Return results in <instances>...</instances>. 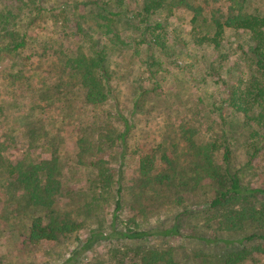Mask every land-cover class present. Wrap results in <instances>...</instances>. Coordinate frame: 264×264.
Segmentation results:
<instances>
[{
	"label": "trees",
	"instance_id": "16d2710c",
	"mask_svg": "<svg viewBox=\"0 0 264 264\" xmlns=\"http://www.w3.org/2000/svg\"><path fill=\"white\" fill-rule=\"evenodd\" d=\"M26 1L14 0L0 12V58H5V51H18L27 44V30L33 28L9 22L11 17H17L23 4L37 6L32 12L36 10V16L40 13V0ZM100 2L77 0L61 4L59 14L62 16L64 11V18L74 22L70 34L78 38L75 47L66 45L56 50L41 89L33 86L22 57L10 63L13 100L9 106L14 107L10 117L25 132L29 144L47 139V131L38 127V122L48 110L56 109L60 117L75 116L72 105L89 108L116 98L109 67L111 56L132 45L137 49L143 46L152 61L157 57L172 58V54L180 57L189 41L197 43L196 48H210L208 56H201L211 59L204 67L209 76L219 80L215 83H220L218 94L226 97H218L217 101L214 93L197 88L196 102L201 104L203 122L217 129L202 132L198 127L182 126L175 132L179 135L163 137L159 145L139 157L129 175L128 188L118 187L114 195L112 184L118 172V177H123L125 137L131 127L120 113L117 116L124 130L108 137L107 143L92 140L94 124L90 126L92 123L85 121L79 128L81 136L73 156L76 155L75 168L83 167L92 177L86 191L85 187L78 193L64 191L65 161L57 154L44 158L25 156L16 163H4L0 157V174L9 186L22 191L19 207L28 214L25 230L30 241L56 243L85 229L87 236L80 248L86 252L78 257L77 251H72L63 264L90 258L98 264L100 257L96 254L88 258L87 252L103 240L108 242L105 253L113 264L123 260L130 264L260 263L264 259V185L244 183L240 172L264 150V0H141L131 14L125 11L122 0ZM171 16L175 17L172 21ZM86 17L96 21L95 25L86 23ZM184 23L192 31L189 41L176 32V24ZM168 26L174 31H168ZM122 29L130 30L134 43H130L128 31L119 35ZM229 31H235L239 51L236 47L229 52L222 42ZM245 37L247 42L240 41ZM147 91L142 86L134 90L132 111ZM213 111L218 121L210 117ZM225 115L232 116L233 121ZM244 127L248 130L243 139L248 159L235 167L234 146L238 132L243 133L238 129ZM179 136L184 142L182 153L170 157L168 145L177 146L172 141ZM104 143L110 149L118 144L113 150L117 153L107 165L98 158L105 151L101 147ZM111 163H116V168ZM107 190L111 200L113 197V209L104 220L96 212L101 211L98 199ZM62 200L70 201L69 207L60 204ZM75 212L83 217L76 220ZM200 221L205 234L197 228ZM87 262L84 264H92Z\"/></svg>",
	"mask_w": 264,
	"mask_h": 264
},
{
	"label": "rangeland",
	"instance_id": "374dc122",
	"mask_svg": "<svg viewBox=\"0 0 264 264\" xmlns=\"http://www.w3.org/2000/svg\"><path fill=\"white\" fill-rule=\"evenodd\" d=\"M12 1L14 0H0V12L3 13V7L6 4V7H10ZM73 1L77 0H40L42 9H38L40 13L37 16L35 15L36 10L32 12L37 6L23 4L22 10L17 12L19 13L18 18L11 17L9 21L10 23L17 21L16 23L22 27L28 24L33 29L27 30L25 47L18 51H5L3 54L5 58H0V107L3 108L2 113L0 112V153L3 156L0 157L4 163H16L25 156L44 158L51 153L57 154L61 160L65 161V171L63 172L65 182L62 183L64 191L78 193L81 191V187H85L83 190L86 191L92 177H89L90 173L85 172L83 167L78 168V170L75 168L77 166L76 155L73 156L77 140L81 136L79 128L85 121L92 123L90 126L94 124L95 134L92 140L97 142L104 140L107 143L108 137L116 136L117 133L124 130L123 122L117 116V113H120L128 119L131 127L125 137L124 165L121 167L123 168L121 172L123 177H118L120 176L118 172L117 177L113 180L111 192L114 195L118 187L125 190L128 188L129 175L136 168L139 157L159 145L163 137L179 135L175 132L179 131L182 126L198 127L202 132H212L217 129L216 125L212 126L203 122V113L200 112L199 108L201 104L196 102L197 88H201L203 91L206 89L208 93H214L213 96L216 97L217 101L218 97L224 99L226 96L224 93L218 94L219 89L217 91V88H219L220 83H215L219 80L209 76L204 67V63L210 62L211 59H204L201 56L202 53L208 56L210 48L202 44L201 48H196L197 43L192 45L187 38L192 37L189 24H176L175 27H178L176 32L181 37L185 36L184 38L189 41L180 57L172 54V58L164 56L160 59L157 57L155 61H152L149 59V54L145 53L143 46L137 49L133 45L128 46L125 50L115 52L111 56L109 67L113 72L111 83L115 86L114 95L117 99L113 97L103 105L89 108L79 104L72 105V110L76 113L75 116L60 117L57 116L56 109L48 110L46 114H43L46 115V118L40 115L41 118L38 122V127L43 126L47 131V139H40L29 144L25 132L21 131L15 120L10 117L14 111V107L9 106L13 100L12 85H9L12 73L10 63L15 58L20 59L22 57L23 62L27 63L26 70H29L28 75L33 81V86L41 89V81L45 77L44 73L49 67L50 60L57 55L56 50L65 48L66 45H71L70 48L75 47L78 37L70 34L75 28L74 22L64 18V11H61L62 16L58 11L61 10L62 3ZM105 1L101 0L100 3H105ZM122 1V6L126 8L125 11L129 14L136 12L141 4V0ZM78 8L83 13L82 6L80 5ZM77 11L80 14L79 10ZM173 18L175 19L171 16L169 20L172 21ZM31 20H33L32 23H30ZM86 23L95 25L96 21H93L91 17H86ZM2 26L0 24L1 33L3 32ZM123 30L128 31L130 43H134V35L130 30L122 29L119 35H126ZM167 30L174 31L172 26H168ZM235 36V31H229L225 33L222 40L229 52L237 47ZM240 41L247 42V39L245 37L244 40L242 38ZM236 51H239V48ZM205 80L206 82H204ZM138 86H142L148 91L144 97L139 99L136 108L132 111L134 90ZM80 114H82V118L78 120ZM217 116L215 111L210 115L218 121ZM225 117L233 121L232 116L225 115ZM80 119L83 120V123H80ZM238 130H242L243 133L239 134L238 132L236 146H234L235 167L245 164L248 159L244 151L245 140H243L248 135V130L246 127ZM174 139L175 141L172 142L178 145H168L167 151L170 157L176 158V156L181 155L184 142L180 136ZM106 143L101 144L105 151L98 154V158L106 161L107 165L110 157L117 153L116 150H113L118 144L110 149V147H106ZM110 165L116 168L117 164L111 163ZM240 175H242L241 178L244 183L253 187L264 185V150L252 162L251 166L240 172ZM8 182L0 174V264H63L72 254V251L76 250L78 257L86 252V249L80 248L81 242L87 236L85 229L75 231L70 237L56 243H32L28 232L25 230L28 224V214H24V210L19 207V202L23 197L22 191L13 185L9 186ZM111 192L107 190L98 199V204L102 203V209L96 213L104 220L110 217L112 213L113 197L111 200ZM69 203L71 202L60 201V204H64L66 207H69L67 206ZM74 215L76 220L83 217L76 212ZM201 223V221L198 223L197 228L200 233L205 234L206 229L202 227ZM91 227L93 226L91 225ZM107 247L108 242L104 240L100 244L95 243L93 249L87 252L88 258L97 254L96 256L100 257L98 264H113V261L109 260L105 253ZM84 261L86 263L92 261V264H96L92 258L77 264H84ZM114 264L130 263L123 260L122 263ZM257 264H264V259Z\"/></svg>",
	"mask_w": 264,
	"mask_h": 264
}]
</instances>
